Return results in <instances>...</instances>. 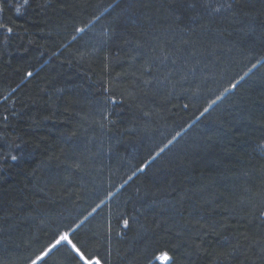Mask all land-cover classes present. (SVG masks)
<instances>
[{"label": "trees", "instance_id": "obj_1", "mask_svg": "<svg viewBox=\"0 0 264 264\" xmlns=\"http://www.w3.org/2000/svg\"><path fill=\"white\" fill-rule=\"evenodd\" d=\"M62 233L101 264H264V0H0V264Z\"/></svg>", "mask_w": 264, "mask_h": 264}, {"label": "snow or ice", "instance_id": "obj_2", "mask_svg": "<svg viewBox=\"0 0 264 264\" xmlns=\"http://www.w3.org/2000/svg\"><path fill=\"white\" fill-rule=\"evenodd\" d=\"M219 9H217L218 11ZM17 11H19V9H17ZM8 32H11L12 29L11 28H8L7 29ZM79 31H82V29H79ZM33 74L31 72H28L27 73V76L31 77ZM233 87H235V85H233ZM205 111H207V109H205ZM169 143H171V141H169ZM13 160L16 159L15 156L12 157ZM99 207V206H98ZM93 211H95V209H93ZM123 224L125 227L128 226L129 224V221L128 220H124L123 221ZM61 241H68L69 244H71V248H72V251L76 254V256L79 258L80 261H83V264H101V261L98 259V258H95L93 257L92 259H89L85 256L84 252L81 251V249L79 247H77L76 244L72 243L70 240H69V237H68V234L65 233V234H62L58 240H56V242L52 245L49 246L48 249H45V251L41 254V256H38L36 259L37 260H40L43 256H46L48 255V253L54 249L58 244L61 243ZM164 259H169L167 257V254H165L163 256ZM33 264H36V261L34 260L33 261Z\"/></svg>", "mask_w": 264, "mask_h": 264}, {"label": "rangeland", "instance_id": "obj_3", "mask_svg": "<svg viewBox=\"0 0 264 264\" xmlns=\"http://www.w3.org/2000/svg\"><path fill=\"white\" fill-rule=\"evenodd\" d=\"M62 234H65V233H62ZM62 234H61V235H62ZM61 235H60V236H61ZM60 236H59V237H60ZM59 237L57 238V240L59 239ZM68 237H69V236H68ZM69 240H70V239H69ZM55 242H56V241H55ZM55 242H54V243H55ZM61 242H62V241H61ZM63 242H67V243H68V241H63ZM54 243H53V244H54ZM70 245H71V244H70ZM40 256H41V255H40ZM163 256H164V255H160V256H158V260L164 263V262L168 261V259H164ZM167 257H168V256H167ZM34 260L36 261V263L39 261V260H37V259H34ZM31 264H33V262H32Z\"/></svg>", "mask_w": 264, "mask_h": 264}]
</instances>
